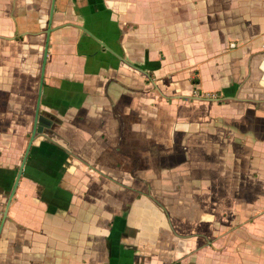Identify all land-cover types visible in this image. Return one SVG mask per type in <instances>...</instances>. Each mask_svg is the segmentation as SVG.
<instances>
[{
  "label": "crops",
  "instance_id": "0c3cea01",
  "mask_svg": "<svg viewBox=\"0 0 264 264\" xmlns=\"http://www.w3.org/2000/svg\"><path fill=\"white\" fill-rule=\"evenodd\" d=\"M49 27L61 141L32 144L0 264H264V0H0V136L31 134Z\"/></svg>",
  "mask_w": 264,
  "mask_h": 264
},
{
  "label": "rangeland",
  "instance_id": "374dc122",
  "mask_svg": "<svg viewBox=\"0 0 264 264\" xmlns=\"http://www.w3.org/2000/svg\"><path fill=\"white\" fill-rule=\"evenodd\" d=\"M22 96H24V95H22ZM15 108L18 109V110H20V111H16L15 112V122H16V125L17 126H25L26 128H28V126H29V120L26 119V114H24V112H26L24 108H26V107H24V105L20 104L19 106H15ZM31 111H32V106H31ZM26 113L30 114V111H28ZM19 118H21V119L22 118H25L26 120H23L22 119L21 121H18ZM5 127H6V122L1 121L0 122V133H2L4 131ZM15 131H17V128L15 129ZM18 134H20V133L18 132L16 134V132H14V138H13V135L11 137L0 136V147H1L0 148V160H2L3 162H5V163L10 162L9 159L11 158V156H10V153L11 152H5L2 149V147H4L5 149H7L8 146H9V142H12L14 144V146L15 145L17 146L16 157L14 158V161L12 163L13 164V169L9 173V175L11 173H14V176H13L12 179L11 178L8 179V184H7L8 186L7 187L5 185H2V188L0 189V191L3 193V196H4V200L2 201L3 206L1 207V210H0V220H1L2 215H3V212L5 210V206H6L7 199L9 197L10 191L12 189L13 182L15 180V177H16V174H17V171H18V168L21 165L22 158H23V156L25 154L26 146H27V143H28L29 137H30L29 134H24L22 137H20ZM149 156H151V155L148 154V153H144V157L142 158V161H141L140 155H138V157L136 156V157L127 158V161L128 162L126 163V165H128L127 166V167H129V170L128 171H130V172H128V171L126 172L127 173V177L132 176L133 179H134V181L135 180L138 181L139 180V177H137V176L146 173V170H142L141 169V166H142V164L144 165V167H146L147 165H149L148 162H146V160H148L147 157H149ZM160 158H163V159H166L167 160V158H164L162 156ZM149 160H151V159H149ZM135 163H137V169L134 168V164ZM130 166L133 167V168H131ZM24 169H25L24 171L28 172V169H26V168H24ZM148 169H150V168H148ZM119 170H120L121 173L122 172H125L124 170H121V169H119ZM152 171H153V175H155V173H156L157 170L156 169L155 170H150L149 173H147V174H151ZM160 172H162V171L160 170ZM135 173L137 174V176H134L133 175ZM23 175H24V173H23ZM158 175L161 176L162 173L161 174H158ZM135 177H137V179ZM127 188H128V193H130V191H131L132 193H135V194L138 193V194H140L141 191L144 192V193L145 192H148L147 189L149 190V184L148 185H144L142 187L143 190H141V191H139V185L138 184L135 185L133 182H132V186L128 185ZM163 198H165V197H163ZM162 201H163V203H166V199H163Z\"/></svg>",
  "mask_w": 264,
  "mask_h": 264
},
{
  "label": "water",
  "instance_id": "95a60500",
  "mask_svg": "<svg viewBox=\"0 0 264 264\" xmlns=\"http://www.w3.org/2000/svg\"><path fill=\"white\" fill-rule=\"evenodd\" d=\"M54 2V0H53ZM51 16L53 14V6H52V9H51ZM51 21V20H50ZM49 26H50V22H49ZM51 32V29L50 27L47 29V32L45 33L46 34V44H45V48H44V54H43V59H42V67H41V73H40V80H39V86H38V94H37V100H36V103H35V109H34V120H33V126H32V131H31V134H30V137H29V141L27 143V146H26V150H25V154L22 158V162H21V165L20 167L18 168V171H17V174H16V177H15V180L13 182V186H12V189L10 191V194H9V197L7 199V202H6V206H5V210L3 212V215H2V218H1V223H0V233L2 231V227H3V224L6 220V217H7V212H8V208L10 206V202L15 194V191H16V188L18 186V183L24 173V166H25V163L27 161V157L29 155V152H30V149L32 147V144L33 142L35 141L36 139V136L38 134H42L46 137H48L49 139H51L52 141H61L56 135H54L53 132L51 131H48V128H49V124H47L48 122L45 121V119L41 116L40 114V101H41V93H42V88H43V81H44V67L46 65V60H47V53H48V42H49V36H50V33ZM42 126L45 127V130H42Z\"/></svg>",
  "mask_w": 264,
  "mask_h": 264
},
{
  "label": "trees",
  "instance_id": "16d2710c",
  "mask_svg": "<svg viewBox=\"0 0 264 264\" xmlns=\"http://www.w3.org/2000/svg\"><path fill=\"white\" fill-rule=\"evenodd\" d=\"M193 83L195 84L196 82H193ZM13 176H14V173H11V176H10V178L12 179V178H13ZM0 177H1V176H0ZM10 178H9V179H10ZM1 180H2V179L0 178V183H1V186H2V185H3V181L1 182ZM7 186H8V185H7Z\"/></svg>",
  "mask_w": 264,
  "mask_h": 264
},
{
  "label": "built area",
  "instance_id": "2783aa9c",
  "mask_svg": "<svg viewBox=\"0 0 264 264\" xmlns=\"http://www.w3.org/2000/svg\"><path fill=\"white\" fill-rule=\"evenodd\" d=\"M211 98H212L214 101H219V97H217L216 95H215V96H214V95L211 96L210 99H211Z\"/></svg>",
  "mask_w": 264,
  "mask_h": 264
}]
</instances>
